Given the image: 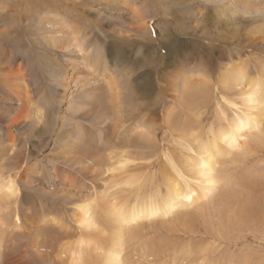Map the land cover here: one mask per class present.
<instances>
[{
  "label": "rangeland",
  "instance_id": "1",
  "mask_svg": "<svg viewBox=\"0 0 264 264\" xmlns=\"http://www.w3.org/2000/svg\"><path fill=\"white\" fill-rule=\"evenodd\" d=\"M0 75V189H20L0 210V264H103L113 227L84 230L77 206H129L152 179L162 195L167 159L192 169L185 140L211 139L222 186L134 228L123 256L264 264V0H0ZM241 111L262 123L231 148L219 135ZM80 237L95 244L76 261Z\"/></svg>",
  "mask_w": 264,
  "mask_h": 264
},
{
  "label": "bare ground",
  "instance_id": "2",
  "mask_svg": "<svg viewBox=\"0 0 264 264\" xmlns=\"http://www.w3.org/2000/svg\"><path fill=\"white\" fill-rule=\"evenodd\" d=\"M79 50H83V47L80 46ZM103 67L105 69V66ZM187 86L188 85L184 84L185 89H187ZM257 96V94L250 93L249 96L246 97L245 103H253L257 99ZM250 109H253V106H251ZM252 114L253 111L245 113L241 111L240 114H235L232 121L225 128L226 130L220 133L219 142L226 145L228 144L231 148H235L238 145V140L240 138L245 137L247 132H249L252 128L259 127L262 123L259 118L253 116ZM82 139L83 138H81V140ZM81 140L78 141L80 142ZM185 141L188 142L186 148L199 156L197 158L198 161L196 162L194 160V155L193 157L189 156V166L192 169L184 171L169 157L167 160L170 169L168 168L163 172V179L166 183L162 180V183L165 186V192L162 195L159 186H156V184L153 185L155 183L154 179H152V182L148 181L146 184L147 186L150 185V192L145 194V196L141 195L138 191L143 188L142 186L144 184L142 185L141 183L143 182H141V186H137V181H134L133 178L128 180L127 184L131 186L136 184L138 190L135 196H133L134 200L131 205H118L115 204V202L109 203V206L102 207L99 205L101 200H98L96 205L94 204L95 201L89 200L84 204H79L75 209L77 217L74 221L84 230H89L94 226H103L105 229L106 227L108 228V226L113 227L110 232V236L112 237L108 238L109 245H107L108 247H105L106 250L102 245L97 244V248L100 246V251L105 250L103 264H127L126 257L123 256L126 248L125 243H127L124 240L125 238H128L129 235L133 234L134 228L140 227V225L145 221L151 223L159 219L161 220L163 218H167L170 215L178 214L184 209L194 207L198 202L202 203L204 200L209 198L216 190H218L220 186H222L221 182L223 180H220V173H214L216 161H213V158H216L218 153L224 150L222 148L223 145L220 144V147H217V141L215 139H211L209 145L202 149L197 146H193L188 140ZM193 147H196L195 151L193 150ZM124 154L125 153H120L117 155V161L119 159L122 160L119 161L120 167H123L124 163H129V161L131 162L132 160H129L127 158V154ZM139 182L140 181H138V184ZM14 183V181L8 179L4 185L5 191L0 189V193H2L0 195V210L1 208L8 207V203L10 204L8 199L19 196L20 189H18V186H15ZM133 188H135V186ZM15 214L14 219L17 222L19 221V215L17 213ZM3 217L4 216L2 215V219L0 218V224L6 223ZM48 219L51 221L52 218L49 217V214H45L41 216L40 222L46 223L49 221ZM56 221L58 222V219L53 217L52 222ZM103 231L106 232L108 230ZM186 233L189 234L192 233V231H186ZM80 234L84 235V231ZM100 234H102V232ZM107 234L109 236V231ZM91 242H88L84 237H80L78 239L79 246L74 247V249L70 251V255L78 261L79 257L76 255V252L79 255L80 253L87 251L95 244L94 241L92 243ZM1 246L2 245L0 244V247ZM68 248L73 247H70L69 245L66 249ZM64 250L65 248L61 249L62 252H65Z\"/></svg>",
  "mask_w": 264,
  "mask_h": 264
}]
</instances>
